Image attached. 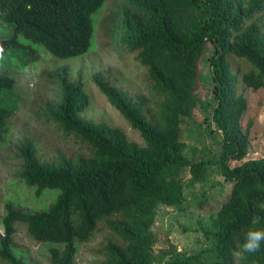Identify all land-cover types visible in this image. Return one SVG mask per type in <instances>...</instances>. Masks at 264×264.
<instances>
[{"label":"trees","instance_id":"trees-1","mask_svg":"<svg viewBox=\"0 0 264 264\" xmlns=\"http://www.w3.org/2000/svg\"><path fill=\"white\" fill-rule=\"evenodd\" d=\"M104 1L0 0V24L6 29L0 37L8 36L0 39V45L26 49L17 43L23 36L57 57L84 54L93 36L92 15ZM118 18L117 42L146 67L155 106L148 95L126 94L102 74L92 78L139 132L143 144L129 140L109 123L81 118L78 113L88 105V95L80 82L59 76V99L44 108L43 121L74 134L88 153L60 152L55 160H41L30 140L20 138V166L14 176L35 187L36 193L47 187L60 192L44 210L5 204L0 260L29 264L12 244L16 223L25 224L34 241L50 244L51 264H76L79 245L102 225L107 236L99 248L98 264H152L156 207L185 201L173 172L189 167L194 183L206 170L204 160L185 154L181 123L193 114L198 63L209 52L213 104L207 126L220 135L215 164L223 181L231 184L230 190L217 210V229L211 233L214 259L202 260L198 253L164 264H230L231 250L243 242L244 233L264 228V156L245 159L249 135L241 118L247 101L228 60L232 55L239 59L240 69L246 62L252 66L240 74L245 87L264 88V0H123ZM15 84L13 76L0 71V142L14 112L4 105L3 92L13 90ZM167 170L171 174L165 175ZM245 264H264V244L248 255Z\"/></svg>","mask_w":264,"mask_h":264},{"label":"rangeland","instance_id":"rangeland-1","mask_svg":"<svg viewBox=\"0 0 264 264\" xmlns=\"http://www.w3.org/2000/svg\"><path fill=\"white\" fill-rule=\"evenodd\" d=\"M122 3L123 0H105L92 15L93 36L84 54L57 57L41 44L23 36H18L17 43L26 49L0 45L4 48L0 53V71L16 79L14 89L3 92L4 105L14 109V112L8 119L9 130L0 142V220L6 203L26 211L44 210L60 192L56 187H47L36 193L35 187L26 185L14 176L20 166L17 145L21 137L30 140L41 160H55L60 152L69 155L88 153L86 144L74 134L64 133L52 123L43 121L44 108L59 99V76L65 75L71 81L80 82L88 95V105L78 113L81 118L109 123L121 129L129 140L143 144L139 132L109 103L92 78L95 74H102L111 85L126 94L148 95L151 106H155L156 98L146 67L136 60L134 53L125 50L117 42V23ZM5 30L0 24V34H5ZM28 49L34 52L23 51ZM208 53L201 55L198 63L197 102L193 114L181 123L185 154L195 161L204 160L206 170L203 177L194 183L189 167H181L177 173L173 172L172 176L183 188L185 201L179 206L156 207L155 222L151 227L155 235V258L152 264H164L169 259L198 253L202 260L214 259L211 233L217 229L216 213L227 198L231 184L223 181L215 164L220 135L216 130L209 131L207 126L213 104ZM228 60L239 91L243 92L247 101V108L241 118V126L249 135L245 159L259 158L264 156V88L253 90L245 87L240 74L252 66L246 62L245 68L240 69L237 63L239 59L228 55ZM241 66L244 64L241 63ZM237 163L232 162L233 165ZM171 171L167 170L165 175L171 174ZM15 228L12 244L28 263L51 264L47 252L50 244L34 241L23 223H16ZM106 236V228L99 225L91 239L79 245L76 264H98L102 257L99 248ZM0 264L8 263L0 260Z\"/></svg>","mask_w":264,"mask_h":264},{"label":"clouds","instance_id":"clouds-1","mask_svg":"<svg viewBox=\"0 0 264 264\" xmlns=\"http://www.w3.org/2000/svg\"><path fill=\"white\" fill-rule=\"evenodd\" d=\"M264 244V228H250L244 233L243 242L231 250L230 264H245L249 254L261 250Z\"/></svg>","mask_w":264,"mask_h":264}]
</instances>
